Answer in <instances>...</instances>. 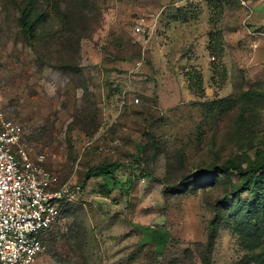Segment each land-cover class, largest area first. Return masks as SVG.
<instances>
[{
  "label": "rangeland",
  "instance_id": "1",
  "mask_svg": "<svg viewBox=\"0 0 264 264\" xmlns=\"http://www.w3.org/2000/svg\"><path fill=\"white\" fill-rule=\"evenodd\" d=\"M28 2L0 0L2 110L68 188L33 264H264L221 202L245 175L199 172L264 142V0H37L33 37Z\"/></svg>",
  "mask_w": 264,
  "mask_h": 264
},
{
  "label": "built area",
  "instance_id": "2",
  "mask_svg": "<svg viewBox=\"0 0 264 264\" xmlns=\"http://www.w3.org/2000/svg\"><path fill=\"white\" fill-rule=\"evenodd\" d=\"M2 109L0 99V264H33L61 224L68 188L25 150L19 126Z\"/></svg>",
  "mask_w": 264,
  "mask_h": 264
},
{
  "label": "trees",
  "instance_id": "3",
  "mask_svg": "<svg viewBox=\"0 0 264 264\" xmlns=\"http://www.w3.org/2000/svg\"><path fill=\"white\" fill-rule=\"evenodd\" d=\"M44 19V11L40 10L37 0H29L27 6L22 11V24L25 34L29 37L35 36L38 24ZM135 168L140 169V160ZM122 162H103L90 167L85 177V184L92 178L94 173L99 172L105 178V184L111 185L106 178L109 176L115 179L117 171L124 167ZM134 165V166H135ZM236 171L240 175H245L235 190L224 195L221 202L228 207L236 210L235 224L242 234L244 241L249 245L253 243L262 244L264 236V192L260 184L264 182V142L258 143L256 154L253 160L246 166L237 162L235 159H228L220 165L212 164L209 168H203L199 172L202 176H210L217 172ZM143 172V169H142ZM192 176H186L184 179L189 180ZM128 185L135 183V179H128ZM249 192L255 197L252 200L243 199L242 193ZM215 233V226H211L209 241L211 242ZM48 236V235H47Z\"/></svg>",
  "mask_w": 264,
  "mask_h": 264
}]
</instances>
